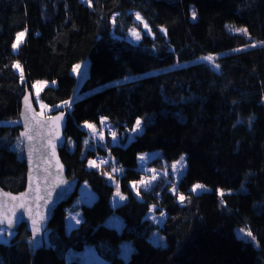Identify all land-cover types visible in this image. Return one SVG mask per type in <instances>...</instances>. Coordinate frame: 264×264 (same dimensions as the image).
<instances>
[{"label":"trees","instance_id":"16d2710c","mask_svg":"<svg viewBox=\"0 0 264 264\" xmlns=\"http://www.w3.org/2000/svg\"><path fill=\"white\" fill-rule=\"evenodd\" d=\"M85 1L0 0V122H12L0 125V188L24 190L20 101L35 81H48L54 86L40 101L67 115L59 150L66 177L98 199L80 206L81 223L70 232L66 210L77 192L57 207L35 254L22 225L0 242V264H80L67 254L88 244L106 264H264V0ZM132 28L140 31L138 43L128 38ZM84 42H92L88 50ZM80 64L87 65L81 83L73 73ZM144 73L152 74L110 85ZM137 120L142 132L128 143ZM85 124H108L112 135L94 143ZM147 152L158 157L149 166L162 161L165 169L183 155L186 171L175 184L160 175L135 195L130 184L143 179L138 160ZM109 176L125 197L117 207ZM151 207L165 215L161 225L148 219ZM112 214L122 218L121 232L96 238ZM153 233L164 247L149 241ZM123 242L133 248L127 261Z\"/></svg>","mask_w":264,"mask_h":264},{"label":"water","instance_id":"95a60500","mask_svg":"<svg viewBox=\"0 0 264 264\" xmlns=\"http://www.w3.org/2000/svg\"><path fill=\"white\" fill-rule=\"evenodd\" d=\"M66 124L67 115L61 111L40 116L32 93L25 90L17 125L26 182L17 194L0 188V227L15 232L23 225L32 254L44 246V233L55 209L72 199L79 186L78 181L67 179L59 156L66 144Z\"/></svg>","mask_w":264,"mask_h":264},{"label":"rangeland","instance_id":"374dc122","mask_svg":"<svg viewBox=\"0 0 264 264\" xmlns=\"http://www.w3.org/2000/svg\"><path fill=\"white\" fill-rule=\"evenodd\" d=\"M81 1L86 2L85 0H81ZM137 15H139V13L135 12V18H137ZM139 17L144 23H146L140 15H139ZM141 20H139V25H140L141 29L144 30V33H147L148 32V29L146 27L147 25H145ZM226 30L229 33H238L241 35H246L245 28H238V27H234V26L231 27V26L227 25ZM133 32H135L139 35V39H137V37L135 35H133ZM20 33H24V35L21 38L17 47H15V48L12 47V50L14 53L17 52L18 46L20 45L21 42H23V40L26 37V31H22ZM18 34H17V36H18ZM17 36H16L14 44H17ZM128 38L130 41H132L134 43H138L141 39L140 31L137 28H132L128 32ZM91 43L92 42H84L83 48L85 50H88L91 46ZM261 44H262L261 42L260 43H252V44H250L244 48H241L239 50H243L245 48H253V47L259 46ZM187 64H190V62H188ZM78 66H79L78 68H77V65L73 68V73L78 78L79 83H81L82 78L84 79V77H85L87 65L85 66V64H80ZM13 68H14V71L18 75H20V77L22 79L23 73H22V69H21L20 64L14 63ZM74 69H75V71H74ZM149 74H152V73H144V74L128 77V78L123 79V80L112 82V83H110V85L118 84V83L126 81V80L139 79V78H141L143 76H147ZM48 86H54V83H50L48 81H35L31 86L32 87L33 102H34L40 116H44L45 114L49 115L51 113L50 108L45 106L39 99L40 92L45 87H48ZM137 121H139V124H137ZM137 121H136L135 125L133 126L132 130L129 131L127 134V142L128 143L131 140H133V138L136 135H138L142 132V129H143L142 121L141 120H137ZM11 124H12V122H0V125H11ZM84 127L88 131L89 136L94 141V143L100 144L105 137L104 136L105 132L107 133V131L104 130L103 126H102V129H99L98 127H95V126L90 125V124H85ZM110 135H112V134H110ZM111 141L113 143H117V140L115 138L114 139L111 138ZM156 153L157 152H147L144 154V156L139 157L138 163L141 166V168L144 169L145 175H144L143 179H141L139 182L130 184V189L132 190V192L135 195H137V192L139 189L151 188L155 179L158 178V176H160V175L165 176V175L170 174L171 178L168 181L169 184H171L172 181L174 182V184L177 183L182 178V176L184 175V173L186 171L185 156L182 155L176 162L171 164L169 169L168 168L165 169V167H163L162 164H160V163L157 166H149L150 161H153L156 158H158V157H156ZM21 155H22V152L20 153V156ZM93 165H94V163L91 162L90 167H93ZM173 165H175V168L173 167ZM108 178L110 179L108 182L114 187V193H113V196L111 198L110 203H111L112 207H117L125 201V197L119 192L118 187H117L114 179L111 178L110 176ZM168 178L169 177H167V180H168ZM195 186L193 187V189L195 188ZM200 191H201V187L196 188V190L193 192L198 193ZM76 192H77V196H75L72 199L70 205L67 207V210H66L67 211V218H66V223H65L66 232H70L73 228H76L81 223L82 216H81V212H80V206L82 204H85L88 206H96L98 203V199L96 198L95 194L92 192V190L85 183L80 184L78 186V189ZM121 197H123V199H121ZM154 209H155L154 207H151L147 217L154 224L161 225L164 221L165 215H163V214L162 215H155ZM122 227H123L122 218H120L116 214H112L103 223V226H101V228H97L98 230L94 234H96L95 235L96 238L102 237V238L114 239L115 236L119 235V233L122 230ZM12 235H13V233L11 231H9L3 227H0V242L8 243ZM237 235L240 238L252 241L249 233H247L244 230L237 231ZM149 241L155 246H162V247L165 246L164 241L162 240V238L160 237V235L158 233H153L151 236H149ZM120 249H121L122 259L124 261H127L129 259L131 252L133 251L131 243H129V242L121 243ZM67 260L68 261L69 260H77L80 264H106V262L96 253L94 247L92 245H89V244L85 245L81 251H70L67 254Z\"/></svg>","mask_w":264,"mask_h":264},{"label":"snow or ice","instance_id":"6c2138e0","mask_svg":"<svg viewBox=\"0 0 264 264\" xmlns=\"http://www.w3.org/2000/svg\"><path fill=\"white\" fill-rule=\"evenodd\" d=\"M137 19H140L139 15H137ZM23 35H24V33H19V34H18V36H17V44H14V45H13L14 48L17 47V45L19 44V42H20L21 38L23 37ZM133 35H135V36L137 37V39H139V35H138L137 33L133 32ZM206 59H208L209 61H211V60H212V57H207ZM17 67H18V66H17ZM78 67H79V66H77V68H78ZM74 71H75V69H74ZM137 124H139V121H137ZM142 159H143V158H142ZM182 159H183V158H182ZM173 167L175 168V165H173ZM200 187H201L200 185H196L195 188L193 189V191H195L196 188H200ZM121 199H123V197H121ZM180 199L183 200L184 197L181 196ZM249 235H250V233H249Z\"/></svg>","mask_w":264,"mask_h":264},{"label":"built area","instance_id":"2783aa9c","mask_svg":"<svg viewBox=\"0 0 264 264\" xmlns=\"http://www.w3.org/2000/svg\"><path fill=\"white\" fill-rule=\"evenodd\" d=\"M103 127H104V130L111 132V129L109 128L108 124H104Z\"/></svg>","mask_w":264,"mask_h":264},{"label":"bare ground","instance_id":"6f19581e","mask_svg":"<svg viewBox=\"0 0 264 264\" xmlns=\"http://www.w3.org/2000/svg\"><path fill=\"white\" fill-rule=\"evenodd\" d=\"M150 162H151V161H150ZM160 164H162V166H163V167H166V165H165V164H164L162 161H161V163H160Z\"/></svg>","mask_w":264,"mask_h":264},{"label":"crops","instance_id":"0c3cea01","mask_svg":"<svg viewBox=\"0 0 264 264\" xmlns=\"http://www.w3.org/2000/svg\"><path fill=\"white\" fill-rule=\"evenodd\" d=\"M142 156H144V154Z\"/></svg>","mask_w":264,"mask_h":264}]
</instances>
